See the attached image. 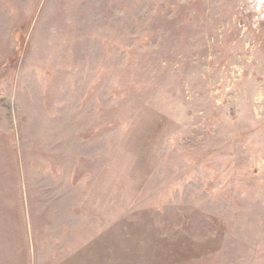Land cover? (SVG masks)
Here are the masks:
<instances>
[{
	"label": "rangeland",
	"instance_id": "1",
	"mask_svg": "<svg viewBox=\"0 0 264 264\" xmlns=\"http://www.w3.org/2000/svg\"><path fill=\"white\" fill-rule=\"evenodd\" d=\"M0 264H264V0H0Z\"/></svg>",
	"mask_w": 264,
	"mask_h": 264
}]
</instances>
